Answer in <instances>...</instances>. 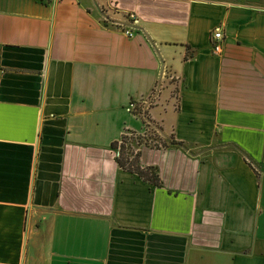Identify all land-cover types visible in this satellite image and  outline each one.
I'll use <instances>...</instances> for the list:
<instances>
[{
  "label": "crops",
  "instance_id": "0c3cea01",
  "mask_svg": "<svg viewBox=\"0 0 264 264\" xmlns=\"http://www.w3.org/2000/svg\"><path fill=\"white\" fill-rule=\"evenodd\" d=\"M0 264H264V0H0Z\"/></svg>",
  "mask_w": 264,
  "mask_h": 264
},
{
  "label": "trees",
  "instance_id": "16d2710c",
  "mask_svg": "<svg viewBox=\"0 0 264 264\" xmlns=\"http://www.w3.org/2000/svg\"><path fill=\"white\" fill-rule=\"evenodd\" d=\"M140 111H141V108L135 105V112H140ZM133 135H136V134L132 133L130 135L128 134L122 135L120 139L121 144H120L119 153L116 156V161L118 165L125 170L137 173L143 180L149 181L155 186H160L161 182H160V178H159V175L156 169L152 166L141 167L139 165L137 161V156L139 154L138 152H136L133 158L131 159L128 156H126L127 151L125 153V150L127 149V145H128L127 140L128 139L130 140L132 137H134ZM118 144H119L118 142H114L112 145V148L116 150V148L118 147Z\"/></svg>",
  "mask_w": 264,
  "mask_h": 264
},
{
  "label": "built area",
  "instance_id": "2783aa9c",
  "mask_svg": "<svg viewBox=\"0 0 264 264\" xmlns=\"http://www.w3.org/2000/svg\"><path fill=\"white\" fill-rule=\"evenodd\" d=\"M127 20L129 22L128 23V27L127 28H123L122 29L123 30L122 32L125 35H127V36H131L135 32V30L137 29L138 19L133 14H128ZM220 37H221L220 29L217 28L212 33V39H213L212 48H213V51H215V52H220V50H221V45H220V43L218 41V39ZM141 103L144 104V105H148V99H145V100L141 101ZM130 107L135 110V104L134 103H132L130 105ZM137 113L139 115H141L142 117H144V109H141V111L140 112H137ZM128 135H130V134H128ZM118 143H119L118 144V147L116 148L117 155L119 153L121 141H118Z\"/></svg>",
  "mask_w": 264,
  "mask_h": 264
},
{
  "label": "rangeland",
  "instance_id": "374dc122",
  "mask_svg": "<svg viewBox=\"0 0 264 264\" xmlns=\"http://www.w3.org/2000/svg\"><path fill=\"white\" fill-rule=\"evenodd\" d=\"M133 136H134L132 137L133 139L131 138L130 140L129 139L127 140L128 145H127V149L125 150V153L127 151L126 156H128L130 159L133 158L139 147V144L142 142V139L138 135H133Z\"/></svg>",
  "mask_w": 264,
  "mask_h": 264
}]
</instances>
